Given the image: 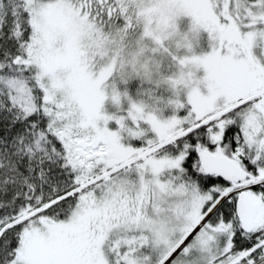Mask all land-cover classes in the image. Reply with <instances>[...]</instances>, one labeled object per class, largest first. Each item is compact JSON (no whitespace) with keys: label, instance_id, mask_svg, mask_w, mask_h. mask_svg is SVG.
Returning <instances> with one entry per match:
<instances>
[{"label":"snow or ice","instance_id":"1","mask_svg":"<svg viewBox=\"0 0 264 264\" xmlns=\"http://www.w3.org/2000/svg\"><path fill=\"white\" fill-rule=\"evenodd\" d=\"M0 264H264V0H0Z\"/></svg>","mask_w":264,"mask_h":264},{"label":"rangeland","instance_id":"2","mask_svg":"<svg viewBox=\"0 0 264 264\" xmlns=\"http://www.w3.org/2000/svg\"><path fill=\"white\" fill-rule=\"evenodd\" d=\"M187 24V20L184 21V25ZM121 90H123V86L122 85H119L118 86ZM129 89H130V92L135 96L136 92H137V89H138V82L136 81H133L130 85H129ZM106 107L108 108L109 111H111V106L110 105H106ZM165 115L167 116L168 113L166 112Z\"/></svg>","mask_w":264,"mask_h":264}]
</instances>
